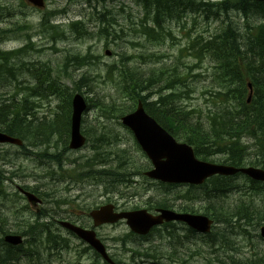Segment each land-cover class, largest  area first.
I'll use <instances>...</instances> for the list:
<instances>
[{
    "label": "rangeland",
    "instance_id": "rangeland-1",
    "mask_svg": "<svg viewBox=\"0 0 264 264\" xmlns=\"http://www.w3.org/2000/svg\"><path fill=\"white\" fill-rule=\"evenodd\" d=\"M206 1L219 2L222 0ZM122 2L129 9L124 13L123 19L117 16L118 24L124 26L121 40L114 42L109 37H101L102 40L99 41L77 39L68 33L66 37L62 36L61 40L50 41L49 39L58 37L57 33H52L49 39L39 38L35 35L40 17L45 12L22 8L21 5L24 3L22 0H0V51L4 50L3 54L11 50L16 53L24 46L27 40L25 37L19 36L18 32H16V36H13V29H21L17 27L18 24L27 23L30 26L22 27V34L27 33L30 36V43H35L29 47L28 55H21L20 59L15 60V64L22 65L16 68L18 72L16 81L11 84L7 81H0V94L4 93V96L8 97L11 91L17 94L14 97L16 103L24 100L26 92L24 88L37 83L35 78H32L33 80L30 78L26 68L23 67L24 62H31L35 65L46 64L49 67L48 76L52 80H59L61 84H65L69 88L74 84L73 82H77L79 85L83 84L84 82L80 83L81 77L83 74H87V81H92L89 83L90 88L96 93L90 91L85 96L115 100V87L106 81V75L108 77H112V75L106 74L104 68L118 61L120 53H124L126 56L131 55L133 58L143 53L148 55L146 64L139 65L144 75L153 73L155 76L158 69L165 68L167 74L174 73L185 77L186 87L183 89L180 85L177 86L184 96L182 105L187 110H199L202 112V116L206 115L211 110L210 95L207 92H214L219 88L215 63L206 56L195 58L193 52L186 50L188 38L181 37L185 32L179 31L175 26H171L174 40L148 41L145 38L133 36L128 31L131 29L128 26L129 22L125 19L130 14L134 18V22L137 23L142 15L133 1L119 0L117 3L108 2L106 5L108 9L113 8V12H118ZM6 7L16 9L17 12H11V15L6 17ZM87 7L77 1L46 0L45 10L48 17L52 14L56 15V12L52 13L53 10L61 9L65 12L63 16H58L53 20L55 24L83 20L87 30L95 33L98 37V28L105 27L104 23L95 19V14L101 13L100 7L98 6L99 12L92 14ZM251 10L247 11V17L242 11L234 9L226 14L222 11H214V18L208 20H205V14L197 19L189 15L186 24L188 28L192 27L190 37L199 34L203 38H208L229 24L235 26V31L238 30L242 34L247 24L255 26L259 23V20L250 14ZM162 15L166 17L167 12L163 11ZM131 43L138 44V47L135 48L136 46H132ZM106 50L114 55L107 57ZM22 51L23 49L20 52ZM157 54L158 56L165 55V57L159 58ZM85 55L96 56L93 66L81 68L82 64H77V67L70 59L75 56L85 57ZM8 56L14 55L9 54ZM12 60L13 57L9 60L10 63ZM155 79V82H149L150 87L146 92L149 93V96L154 94L157 97L155 93H159L162 83H159L156 77ZM244 83L248 84L246 80ZM221 84L225 88L235 87L229 83L221 82ZM81 91L86 93V86ZM251 91L253 92V89ZM165 93H167L166 90L161 91V94ZM33 99L36 104L33 110L37 118L34 124L42 123L43 115L51 114L59 104L57 98H53L49 102L42 101L38 97ZM95 104H92L91 109L83 115V130H87L88 143L78 151L63 150L65 137L47 145L44 143L47 141L44 135L40 140L36 138L35 143H39V145L31 149L32 153H23V150L14 146H0V237L2 238L5 234L22 236L26 243L22 248L25 253L21 252L23 257L18 264H92L95 261L92 252L84 244L59 229L61 227L57 222L65 220L61 217V213L72 212L76 215H83L84 209H95L107 202L115 204L120 210L147 209L149 204H154L155 200L160 201L161 197H166L169 205L174 207L187 204L194 213H202L204 207L211 203L207 197L200 199V197L192 195L199 191H195V193L190 191L189 198L192 200L190 202L182 199L175 202L176 196L188 194L186 187L167 188L165 185L160 186V184L143 177L141 174L147 168V158L134 144V140L124 127L117 125L115 121L103 118ZM33 118L30 117V119ZM106 126L110 129H107ZM52 134L53 137L58 135L56 132ZM97 139L98 141H96ZM113 142L117 143L113 145ZM242 143L247 145L250 144V141L243 139ZM251 157L248 155L247 159L249 160ZM95 160L98 163L107 164L110 168L117 167L118 172L116 170L108 172L113 175L117 174V179H112L107 174L99 176L97 170L104 166H97L98 163L95 164ZM206 161L216 164L223 163L225 156L223 154L213 155ZM248 162L246 164H249ZM123 172L128 174L124 182L119 180L120 177H125ZM231 183L236 186V189L219 201L224 202L226 208L233 209L239 207L241 203L248 206L240 208V211H249L250 225L255 219L253 215L264 214V187L255 191L248 180L238 176L232 179ZM17 186L33 191L43 200L40 212L34 213L37 212L34 210L35 208L31 209L32 207L27 205L23 197L20 199L16 195ZM242 223L245 224V218L239 220L238 225L235 224L233 230L236 232L229 236L228 243L218 241L213 246L205 244L200 238L186 237L185 229L182 227L179 230H174L173 237H168L166 231L161 229L143 239L133 237L124 222L103 226L96 231L103 239L110 254L119 258L123 264H222V262L226 263L229 260L237 259L248 263L258 261L264 256V241L258 237L259 228L256 226L244 227ZM35 224L38 225L35 226ZM90 225L86 220L83 226H80L88 228ZM223 228L222 224H218L216 231H221ZM49 229H52L53 233H47ZM42 230L43 234H41ZM61 236L67 240L66 244ZM136 255H148L150 259L136 258L133 262L131 258H135Z\"/></svg>",
    "mask_w": 264,
    "mask_h": 264
},
{
    "label": "trees",
    "instance_id": "trees-1",
    "mask_svg": "<svg viewBox=\"0 0 264 264\" xmlns=\"http://www.w3.org/2000/svg\"><path fill=\"white\" fill-rule=\"evenodd\" d=\"M249 7H253L250 14L260 20L254 28L249 23L243 33L240 34L235 31V26L229 24L227 27L219 29L209 38L202 40L198 37L195 42L191 43V48L194 51H201L211 62L215 63L217 81H219L218 89L214 92H207L210 95L211 110L206 115L202 116L201 111L187 110L180 105L182 92L177 86L180 85L183 89L186 87L185 77L174 73L167 74L164 68L158 69L155 76L153 73L144 75L136 61H134L135 65L127 67L126 57H124L125 62L121 61L119 63L118 61V63L108 66L110 68L117 65L116 71L113 70L110 75L113 76V80L125 100L107 101L99 99V103V101L95 102L94 98H88L90 103L87 105V109H90V106L96 103L95 106H97L103 118L111 121L115 119L116 124L121 126L118 119L122 115L131 112L136 102L140 100L151 117L177 140L190 145L195 156L201 160L206 161L210 156L223 154L225 163L228 165L240 167L249 161L250 165L264 168V4H239L234 2L230 6L228 2H223L221 8L217 9V7L210 5L207 7V11L209 17H214V11L220 10L226 14L231 8H234L242 11L244 16L247 17ZM74 34L78 35L75 32ZM11 55L20 59L19 53ZM12 57L0 54V81L11 83L16 80L18 75L16 66L14 63L11 66L9 61ZM89 59H91L89 56L74 57L72 61L77 66V64H90L91 62H87ZM23 67L26 68V71L33 68L31 76L37 80V84L31 88H24L26 91L25 98L20 103L14 101V97L17 96L16 93L10 91L8 97H5L4 93L0 94V132L24 140L26 144L33 139L36 140V138L40 140L44 135L47 140L44 143L49 145L52 143L53 132H56L60 139L67 137L71 111V97L67 88L61 86L59 80H52L48 76L49 67L45 65L24 62ZM87 77L86 74H83L80 83H84L79 85L76 82L73 84V88L77 92H80L85 86L86 91H92ZM155 77L159 83H162V87L159 88V93H155L157 95L156 99L148 101L149 93L146 91L150 87L149 82L156 81ZM245 80L250 83L254 92L249 104L246 103L247 87L244 83ZM221 82L235 85V87L225 88ZM163 90H166L167 93L161 94ZM36 97L44 101H50L54 97L59 100L58 106L56 105V109L53 110V119H43L42 123L34 124L37 118L33 110L36 105L33 98ZM30 117L34 118L30 119ZM84 134L87 136V130H84ZM243 139L250 141V144H243ZM32 145L35 146L36 144L33 142ZM63 150H67V147L65 146ZM248 155L252 156L249 160L247 159ZM51 158L53 159V157ZM261 158L262 160H260ZM96 163L98 162L96 161ZM96 165L104 166L102 169H98L99 171L97 170L99 176L107 174L112 179H117V174L108 173L109 170L110 172L112 170L118 172L117 167L110 168L107 164L102 163ZM123 173L125 177H120L119 180L124 181L128 177L126 172ZM236 177H213L203 185L190 189L194 193L199 191L197 194L202 198L207 197L211 202L202 212L213 219L216 225L211 235H207V238H205L209 246L215 245L218 241L228 243L229 236L236 232L233 227L235 224L238 225L239 220L242 218H245V224L242 223V225L248 228L258 227L261 223H264V214H257V216L253 215L256 220L253 219L252 224L249 225L251 221L249 211H240V208L248 207L244 203L232 209L224 207V202L219 201V199L224 198L236 189V186L231 183L232 179ZM251 184L255 191L263 186L253 182ZM149 207L151 209L174 208L173 205H169L164 197L160 201H155L154 204H149ZM180 209L193 212L188 205L184 204L181 205ZM218 224H222L224 228L217 232L216 227ZM4 245L0 237V264H18L21 257H23L20 252L21 249ZM261 258L258 261L249 263L237 259L229 260L226 263L222 262V264H264V256Z\"/></svg>",
    "mask_w": 264,
    "mask_h": 264
},
{
    "label": "water",
    "instance_id": "water-1",
    "mask_svg": "<svg viewBox=\"0 0 264 264\" xmlns=\"http://www.w3.org/2000/svg\"><path fill=\"white\" fill-rule=\"evenodd\" d=\"M37 7H42V0H27ZM264 1V0H257ZM84 110V104L80 97H75L72 102V116L70 127L71 149H78L84 144V138L79 133L80 116ZM122 123L129 127L143 152L150 160L152 169L145 175L153 180L169 184H202L213 175L232 176L241 173L254 181L264 182V171L254 168L236 169L224 165H214L200 162L195 159L192 149L185 144H177L166 132L160 129L153 120L144 112L141 105L137 110L122 118ZM0 143L20 145L21 142L0 133ZM112 206L101 207L91 213L94 225L115 223L124 219L129 229L137 235H146L150 229L161 225L163 222L178 221L185 223L189 228L208 233L211 221L200 215L176 214L170 210H159L157 215H151L145 210L116 214L112 212ZM77 237L89 244L99 253L106 262L113 264L106 256L104 248L95 239L92 231H84L69 225ZM260 235L264 238V226L260 228ZM6 241H15L14 238H4Z\"/></svg>",
    "mask_w": 264,
    "mask_h": 264
},
{
    "label": "bare ground",
    "instance_id": "bare-ground-1",
    "mask_svg": "<svg viewBox=\"0 0 264 264\" xmlns=\"http://www.w3.org/2000/svg\"><path fill=\"white\" fill-rule=\"evenodd\" d=\"M232 12V11H231ZM263 19V18H262ZM98 21V20H97ZM119 21V20H118ZM255 22V21H254ZM96 26V25H95ZM98 27H100V26H98ZM77 40V39H76ZM111 40V39H110ZM75 41V40H74ZM126 49V48H125ZM43 50V49H42ZM116 53V52H115ZM28 55V54H27ZM21 58V57H20ZM11 66H13V65H11ZM15 66H16V68H18V67H20V66H22L21 64H15ZM97 68V67H96ZM105 69V68H104ZM149 69V68H148ZM151 94V93H150ZM42 101H44V100H42ZM45 102H49V101H45ZM45 115H43V117H44ZM101 150V149H100ZM54 153H56V152H54ZM95 154V153H94ZM97 155V154H96ZM93 157V156H92ZM18 160V159H17ZM59 163V162H58ZM46 168V167H45ZM75 168V167H74ZM6 169V168H5ZM8 172V171H7ZM9 177V176H8ZM51 178V177H50ZM137 178V177H136ZM86 179V178H85ZM111 179V178H110ZM124 182V181H123ZM46 183V182H45ZM7 184V183H6ZM13 184V183H12ZM118 185V184H117ZM161 186V185H160ZM251 186V185H250ZM13 187V186H12ZM45 187V186H44ZM48 187V186H47ZM66 187V186H65ZM90 187V186H89ZM108 187V186H107ZM113 189V188H112ZM16 191V190H15ZM122 192V191H121ZM127 192V191H126ZM155 194V193H154ZM3 196V195H2ZM22 197L24 198V200L27 202V205L29 204L30 205V207H32L31 209H33V208H35L34 210H36L37 212H34V213H38V212H40L41 211V208H42V206H43V200L41 199V198H39L38 196H36L35 194H34V192L33 191H29V190H26V189H23V194H22ZM161 197V196H160ZM50 200V199H49ZM1 205V204H0ZM106 206H112L113 207V209H112V212H118L120 209L115 205V204H113V203H110V202H107V203H104V204H102L101 206H99V207H97V208H95V209H84V211H83V217H84V220H82V219H80V225H83V223L87 220V221H89V223L92 225V224H94V220H93V218L91 217V213L93 212V211H95V210H98V209H100L101 207H106ZM162 206V205H161ZM8 207V206H7ZM164 208V207H163ZM137 209L135 208V210H132V211H136ZM126 213V212H125ZM46 214V213H45ZM43 215V214H42ZM41 217V216H40ZM47 217V216H46ZM54 217V216H53ZM37 218V217H36ZM46 219V218H45ZM51 220V219H50ZM13 221V220H12ZM40 221V220H39ZM125 221V220H124ZM77 222V221H76ZM119 222H122V221H119ZM119 222H117V223H119ZM58 223V225L61 227V229H63V230H65L67 233H68V235H70L71 237H73V238H75V233L72 231V230H70L68 227H66L65 225H69V226H71V227H75V228H78V229H82V230H84V231H88V228H86V227H82V226H78V225H76V224H72V222H70V221H68V220H61V221H58L57 222ZM78 223V222H77ZM116 223V224H117ZM115 225V224H114ZM1 226V225H0ZM47 226V225H46ZM112 226V225H111ZM221 226V225H220ZM18 228H19V226H18ZM45 229V228H44ZM218 229V228H217ZM15 230V229H14ZM16 231V230H15ZM11 232V231H10ZM20 233V232H19ZM212 233V232H211ZM211 233L209 234V235H211ZM2 234V233H1ZM95 234V239L97 240V241H99V243L102 245V247L104 248V251H105V254H106V256L109 258L110 257V252L108 251V249H107V247H106V244L104 243V241H103V239L98 235V233H97V231L94 233ZM240 234V233H239ZM245 235H247V234H245ZM3 236V235H2ZM29 236H30V234H29ZM244 236V235H243ZM39 237V236H38ZM4 238H14L15 239V241L13 242V241H6L5 242V240H4ZM144 238H146V237H144ZM76 239V238H75ZM43 240V239H42ZM2 241H3V243L5 244V245H7V246H10V247H19L20 249H21V251L20 252H24V249H22L23 248V245L24 244H26L25 243V241L23 240V238H22V236H20V235H17V234H10V235H7V234H5L3 237H2ZM66 239L64 240V244H66ZM79 242H81L82 244H84L85 246H86V248L87 249H89L91 252H92V254H93V257H94V259H95V261L92 263V264H109L108 262H106L105 260H104V258L99 254V253H97L89 244H87L85 241H83V240H78ZM249 244V243H248ZM4 245V246H5ZM30 245H32V244H30ZM6 246V247H7ZM25 246V245H24ZM33 246V245H32ZM3 247V246H2ZM66 247V246H65ZM34 249V248H33ZM2 250V249H1ZM6 250V249H5ZM3 251V250H2ZM16 251V250H15ZM7 252V251H6ZM1 253V252H0ZM4 253H5V251H4ZM25 253V252H24ZM21 254H23V253H21ZM112 257H113V260H111V262L113 263V264H123L122 263V261L119 259V258H117L116 256H114V255H111ZM6 257V256H5ZM13 257V256H12ZM124 257V256H123ZM140 259V260H142V259H145V260H148V259H150L149 257H148V255H143V256H135V258L134 257H132L131 258V260L134 262L135 261V259ZM9 261H10V258H9ZM12 261V260H11ZM3 262V261H2ZM7 262V261H6ZM5 262V263H6ZM15 262H17V261H15Z\"/></svg>",
    "mask_w": 264,
    "mask_h": 264
},
{
    "label": "flooded vegetation",
    "instance_id": "flooded-vegetation-1",
    "mask_svg": "<svg viewBox=\"0 0 264 264\" xmlns=\"http://www.w3.org/2000/svg\"><path fill=\"white\" fill-rule=\"evenodd\" d=\"M61 9H59V10H53V12L52 13H55L56 11H60ZM61 217H63V218H65L66 220H68V221H70V222H72V224H76V225H78V226H80V219H82V220H84V217L80 214V215H76V214H74V213H72V212H68V213H61ZM78 223H77V222ZM83 226V225H82ZM60 230H62L63 232H65L66 234H68L65 230H63V229H61V228H59ZM64 240H65V238L63 237V236H61ZM112 255V254H111ZM110 255V256H111Z\"/></svg>",
    "mask_w": 264,
    "mask_h": 264
}]
</instances>
